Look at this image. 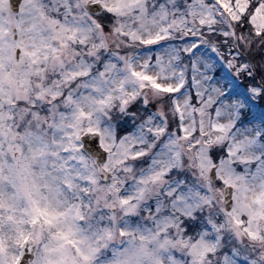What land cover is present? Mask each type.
<instances>
[{
  "label": "snow or ice",
  "instance_id": "snow-or-ice-1",
  "mask_svg": "<svg viewBox=\"0 0 264 264\" xmlns=\"http://www.w3.org/2000/svg\"><path fill=\"white\" fill-rule=\"evenodd\" d=\"M0 264H264V0H0Z\"/></svg>",
  "mask_w": 264,
  "mask_h": 264
}]
</instances>
